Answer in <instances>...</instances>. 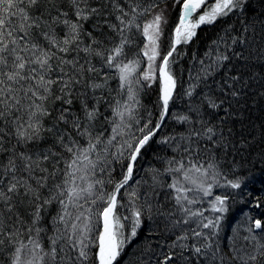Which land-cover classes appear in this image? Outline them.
<instances>
[{
    "label": "snow or ice",
    "instance_id": "snow-or-ice-1",
    "mask_svg": "<svg viewBox=\"0 0 264 264\" xmlns=\"http://www.w3.org/2000/svg\"><path fill=\"white\" fill-rule=\"evenodd\" d=\"M258 174L264 0H0V264H264Z\"/></svg>",
    "mask_w": 264,
    "mask_h": 264
},
{
    "label": "trees",
    "instance_id": "trees-1",
    "mask_svg": "<svg viewBox=\"0 0 264 264\" xmlns=\"http://www.w3.org/2000/svg\"><path fill=\"white\" fill-rule=\"evenodd\" d=\"M201 47H203L202 45H201ZM179 110V104H178V108H177V111ZM260 180H264V176H259V174H258V180H257V182H256V188H261V187H264V185H261L260 184ZM247 210V209H246ZM261 211H264V209H261V210H255V209H253L252 210V212H253V214L254 215H256L257 213H259V212H261ZM239 216H240V207L238 206V207H236L235 209H234V211H233V213H231L230 214V217H229V221L226 223V225H225V229H226V231L228 230V227H229V225L230 224H232V223H234V221L237 219V218H239Z\"/></svg>",
    "mask_w": 264,
    "mask_h": 264
}]
</instances>
